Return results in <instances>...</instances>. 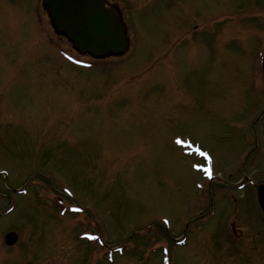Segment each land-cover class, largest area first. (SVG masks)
Here are the masks:
<instances>
[{
  "label": "rangeland",
  "instance_id": "374dc122",
  "mask_svg": "<svg viewBox=\"0 0 264 264\" xmlns=\"http://www.w3.org/2000/svg\"><path fill=\"white\" fill-rule=\"evenodd\" d=\"M33 1L19 0L11 10L0 0L8 20L0 12V171L7 172L0 174V212L15 201L0 215V264H264V217L254 188L245 187L247 195L231 189L238 208L232 194L216 193L218 212L206 219L207 181L192 171L200 160L173 142L204 150L212 174L225 182L238 184L246 174L264 182V135L254 148L248 133L259 112L255 94L263 89L258 74V89L249 91L256 86V44L249 38L218 47L215 37L190 33L213 14L234 10L244 15L249 8L263 21L264 3L109 0L137 31L134 54L82 71L52 47L38 52L46 42L37 49L8 46L19 38L28 45L23 19ZM259 41L262 54L264 37ZM30 177L26 194L11 198ZM195 182L203 184L200 191ZM212 185L213 192L224 187ZM76 203L92 208L95 222ZM159 217L168 218L169 230L154 221L132 231ZM97 230L110 245L127 236L126 245L102 248ZM8 231L18 234L10 246ZM183 234L186 244L175 246L173 238ZM159 243L167 244L171 260L159 261Z\"/></svg>",
  "mask_w": 264,
  "mask_h": 264
},
{
  "label": "water",
  "instance_id": "95a60500",
  "mask_svg": "<svg viewBox=\"0 0 264 264\" xmlns=\"http://www.w3.org/2000/svg\"><path fill=\"white\" fill-rule=\"evenodd\" d=\"M44 3L53 16V24L69 32L81 51L105 56L126 49L120 15L116 8H104L102 0H45ZM258 196L264 210V184L258 187ZM15 238L10 233L8 243Z\"/></svg>",
  "mask_w": 264,
  "mask_h": 264
},
{
  "label": "snow or ice",
  "instance_id": "6c2138e0",
  "mask_svg": "<svg viewBox=\"0 0 264 264\" xmlns=\"http://www.w3.org/2000/svg\"><path fill=\"white\" fill-rule=\"evenodd\" d=\"M197 151H199V149H197ZM202 155H207L206 153H201ZM195 167H199L198 165H196Z\"/></svg>",
  "mask_w": 264,
  "mask_h": 264
}]
</instances>
